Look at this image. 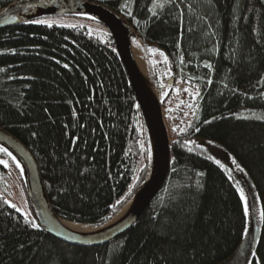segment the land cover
Masks as SVG:
<instances>
[{
    "label": "trees",
    "instance_id": "obj_1",
    "mask_svg": "<svg viewBox=\"0 0 264 264\" xmlns=\"http://www.w3.org/2000/svg\"><path fill=\"white\" fill-rule=\"evenodd\" d=\"M19 1L0 0V12ZM84 1L121 17L148 61L151 50L164 57L149 63L163 108L174 96L171 78L189 73L182 79L200 91L199 115L184 130L169 128L167 182L143 217L107 245L62 242L0 192V264L226 262L243 243L247 215L234 181L196 141L231 154L264 213V0ZM107 32L103 42L81 26L22 22L0 30V129L33 155L55 213L98 228L144 186L152 164L144 117ZM0 160L8 164H0V190L13 176L26 190L11 156L0 152ZM257 260L264 264V217Z\"/></svg>",
    "mask_w": 264,
    "mask_h": 264
},
{
    "label": "water",
    "instance_id": "obj_2",
    "mask_svg": "<svg viewBox=\"0 0 264 264\" xmlns=\"http://www.w3.org/2000/svg\"><path fill=\"white\" fill-rule=\"evenodd\" d=\"M32 10L40 12L41 17L26 21L48 16L74 15L97 21L109 31L134 89L148 129L152 164L147 181L129 202H133V204L120 222L107 227L129 203L109 224L98 228L92 233H78L62 223L65 220H62L52 208L33 155L19 139L0 129V144L15 154L24 167L25 173L19 163L13 159L16 165H19L18 168L24 179L31 207L40 227L50 236L74 246H104L124 235L143 217L152 201L167 182L171 167V148L163 107L159 97L156 98L151 91H148L145 80L133 59L131 52L133 31L117 14L104 6L84 0H21L0 12V30L26 22L14 21V18L21 12ZM172 83L171 81V85Z\"/></svg>",
    "mask_w": 264,
    "mask_h": 264
},
{
    "label": "rangeland",
    "instance_id": "obj_3",
    "mask_svg": "<svg viewBox=\"0 0 264 264\" xmlns=\"http://www.w3.org/2000/svg\"><path fill=\"white\" fill-rule=\"evenodd\" d=\"M42 21L49 22L52 24V26L86 27L93 35L97 36L103 42L108 40L107 29L99 22L63 16H48L42 19ZM132 42L134 44L135 51H140L142 64L150 77V58L152 57L151 62L162 63V59L164 57L158 53L157 50H151L150 54L152 55L148 61L143 51L140 50L141 46L136 37H132ZM184 75L188 76L190 74L181 70L178 77L171 78L173 81L174 96L173 99L171 98V100L168 101L167 105L163 108L168 131L169 128L178 129L179 127L184 130L199 115L200 91L192 87L189 83H187V81L183 80L182 78ZM153 87L160 100L159 89L154 84ZM181 113L184 114L181 116ZM196 142L199 146L206 149L210 156L227 171L230 178L234 181L236 187L239 190L243 200L244 208L245 203H247V212L245 211L247 215V229L243 243L238 251L222 264H252V261L256 256L257 243L262 228V205L255 186L247 172L236 161L233 163L234 158L222 145L206 139H198ZM237 165H239V168ZM7 185V188L0 190L1 194L7 197L12 205H15V208L29 220H36L27 192L22 186L21 182L17 180V177L13 176V179L8 181ZM91 227H93L95 230L98 229V227Z\"/></svg>",
    "mask_w": 264,
    "mask_h": 264
},
{
    "label": "bare ground",
    "instance_id": "obj_4",
    "mask_svg": "<svg viewBox=\"0 0 264 264\" xmlns=\"http://www.w3.org/2000/svg\"><path fill=\"white\" fill-rule=\"evenodd\" d=\"M41 15L42 14L40 12H38L37 10L24 11V12L19 13L14 18V21H26V20H30V19H33V18L41 17ZM131 52H132L133 59H134L136 65H137L140 73L142 74L143 79L145 80V83L147 85L148 91L149 92L151 91L155 95V97L157 98L158 95H157V93H156V91H155V89L153 87V84L151 83L149 74H148V72L146 71L145 67L142 64L140 51H135L134 44L131 47ZM0 148L7 149V151L12 154L11 157H15V160L19 163L20 167L22 168L23 172L25 173L24 167H23L22 163L20 162V160L17 158V156L15 154H13L7 147H5L2 144H0ZM132 204H133V202L129 203L124 208L122 213L119 216H117L107 227H109L111 225H115L118 222H120L127 215V213L129 212ZM62 223L64 225H66L69 229H71L72 231H75V232H78V233H92V232L96 231L91 226L79 225V224H74V223H67L65 221H62Z\"/></svg>",
    "mask_w": 264,
    "mask_h": 264
},
{
    "label": "snow or ice",
    "instance_id": "obj_5",
    "mask_svg": "<svg viewBox=\"0 0 264 264\" xmlns=\"http://www.w3.org/2000/svg\"><path fill=\"white\" fill-rule=\"evenodd\" d=\"M28 23H35V24H47L48 27H52V24L46 21H42V20H34V21H26ZM155 51V50H153ZM206 67H211V65H205ZM65 67H67V65H65ZM0 152L5 153L8 156H11L12 154L10 152L7 151V149L5 148H0ZM13 159H15V157H13ZM233 163H235V160H233ZM0 164H4L5 167L8 166L7 161L4 160H0ZM19 166V165H17ZM237 167L239 168V165H237ZM242 192V190H241ZM12 207H15V205H12ZM245 211L247 212V203H245ZM262 217H264V213H262ZM33 227L39 228V225L37 224H33ZM257 264H260L259 260H257Z\"/></svg>",
    "mask_w": 264,
    "mask_h": 264
}]
</instances>
